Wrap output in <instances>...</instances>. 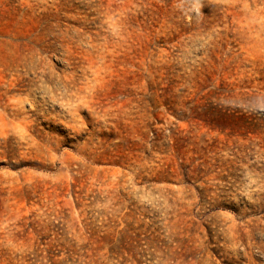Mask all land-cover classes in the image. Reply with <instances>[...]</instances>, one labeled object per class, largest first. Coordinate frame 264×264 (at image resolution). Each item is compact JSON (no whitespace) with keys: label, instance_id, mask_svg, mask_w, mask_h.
Listing matches in <instances>:
<instances>
[{"label":"rangeland","instance_id":"obj_1","mask_svg":"<svg viewBox=\"0 0 264 264\" xmlns=\"http://www.w3.org/2000/svg\"><path fill=\"white\" fill-rule=\"evenodd\" d=\"M0 264H264V0H0Z\"/></svg>","mask_w":264,"mask_h":264}]
</instances>
